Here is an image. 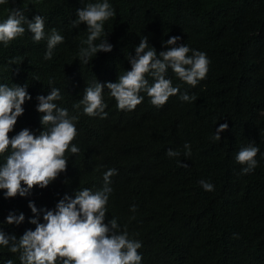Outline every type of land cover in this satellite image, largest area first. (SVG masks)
<instances>
[{"label": "trees", "instance_id": "1", "mask_svg": "<svg viewBox=\"0 0 264 264\" xmlns=\"http://www.w3.org/2000/svg\"><path fill=\"white\" fill-rule=\"evenodd\" d=\"M97 2L103 0L0 4V23L18 8L29 20L41 15L45 24V38L38 43L27 23L22 25L25 33L7 47L0 42V85H27L32 97L22 105L24 112L9 137L24 128L37 136L43 131L37 96H47L53 87L61 95L54 101L57 107L78 117L65 172L25 196L6 197L7 190L0 189V231L19 239L26 230H35L31 218L44 223V210L54 209L65 195L102 190L104 174L116 169L103 223L115 219L120 232L141 242V264H264V0H108L115 15L103 22V34L94 43L107 38L113 49L98 52L85 64L78 54L87 48L88 29L83 23L74 28L71 22L77 8ZM53 29L64 42L46 60ZM172 36L189 47L187 55L200 51L210 61L206 78L195 87L168 70L172 85L195 96L194 101H182L177 94L157 108L142 91L144 99L134 110H120L104 88L106 118L84 114L83 105L74 107L86 87L118 82L131 70L128 57L135 56L142 39L147 37L148 47L160 52L167 50L164 42ZM146 79L153 83L151 74ZM222 123L228 129L215 141ZM185 143L190 157L184 155ZM249 143L259 148L258 164L241 174L243 165L235 157ZM73 144L79 148L76 154L70 151ZM168 149L180 155L169 157ZM10 152L9 146L0 153V166ZM201 180L212 183L214 191L204 190ZM9 213H23L25 219L8 224ZM19 257L20 252L0 245V264H21Z\"/></svg>", "mask_w": 264, "mask_h": 264}, {"label": "clouds", "instance_id": "2", "mask_svg": "<svg viewBox=\"0 0 264 264\" xmlns=\"http://www.w3.org/2000/svg\"><path fill=\"white\" fill-rule=\"evenodd\" d=\"M5 3L6 0H0V4ZM76 14L72 26L78 28L83 23L89 33L86 41H83L87 48H81L78 54L81 61L86 64L98 52H111L113 45L107 38L99 44L94 43L103 34V22L115 15L108 0L88 3L77 8ZM24 23H27L28 31L33 34L34 42L45 38V24L41 15L29 20L20 9L14 8L7 19L0 23V42L7 47L12 40L22 36L25 33ZM180 39L179 36L170 37L164 42L167 50L157 52L154 47H148V38L145 37L136 46L135 56L128 57L131 70L119 76L118 82H97L94 86L86 87L83 98L74 107L83 105L84 114L106 118V104L102 95L104 88L110 90L120 110H134L144 99L139 95L142 91L147 93L151 104L157 108L162 107L170 96L177 94L182 101H194L195 96L181 93L179 86L172 85L171 79L167 78L168 70L170 68L180 80L195 87L206 78L210 61L200 51L192 50V55H187L190 49L185 44L178 45ZM63 42L64 37L53 29L47 38L44 58L51 59L53 48ZM146 74L153 77L151 85ZM26 88L27 85H0V153L6 152L9 146L11 148L6 163L0 166V189L7 190L6 197H15L18 193L25 196L34 186L44 188L61 172H65L68 161L65 153L77 134L74 121L78 117L69 116L67 109L57 107L54 101L61 99V95L59 89L53 87L47 96H37L40 102L37 111L44 113L40 121L44 126L43 131L37 136L24 128L10 138L9 132L24 112L22 105L32 99ZM227 129V123L220 124L213 139L220 141V133ZM184 148V155L190 157V145L185 143ZM70 151L76 154L79 148L73 144ZM258 152L259 148L253 143L238 151L235 159L243 165L241 174L254 171L258 164L255 159ZM167 155L176 157L180 153L168 149ZM181 166L187 165L181 162ZM116 171L109 169L104 174L105 186L102 190L93 193L85 188L76 192L75 198L65 195L54 209L44 210V223L31 218L30 223L36 225L35 230H26L19 239L14 234L5 235L0 231V245L8 247L12 253L20 252L21 264H141L142 256L137 251L142 247L141 242L129 239L126 232H120L115 219H111L108 224L103 223L105 205L111 192L110 178ZM199 183L204 190L214 191L212 183L205 180ZM29 207L33 213H37L34 202L30 201ZM132 210L135 211L134 205ZM24 219L23 213L18 216L9 213L6 223L20 224ZM6 264L13 262L8 260Z\"/></svg>", "mask_w": 264, "mask_h": 264}]
</instances>
